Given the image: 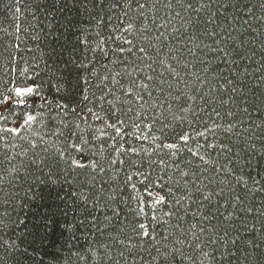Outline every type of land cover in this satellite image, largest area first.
<instances>
[{
  "label": "snow or ice",
  "instance_id": "snow-or-ice-1",
  "mask_svg": "<svg viewBox=\"0 0 264 264\" xmlns=\"http://www.w3.org/2000/svg\"><path fill=\"white\" fill-rule=\"evenodd\" d=\"M259 6L264 9V2ZM110 7L123 9V35L114 40L122 43L110 54L105 41H98L102 59L81 62L76 84L57 83L52 101L54 134L62 148L50 166L72 176L68 183L76 191L71 195L82 209L79 224L101 235V224L112 226L111 244L100 247L109 261L111 250L121 249L116 264L128 257L132 264H186L192 259L186 247L205 257L204 248L212 247L211 259L219 252L220 264H231L240 254L260 261L264 252L257 238L264 240V221L261 229L249 225L253 207L245 201L264 194V185L257 187L259 180L245 168L251 169L253 160L256 168L264 167V121L244 127L236 119L250 115L251 107L247 67L241 68L251 56L246 41L232 34L244 31L236 28L240 17L233 13L246 5L238 7V0H114ZM84 9L89 10L87 3ZM32 92V87H17L14 97L2 95L0 111L26 104ZM34 119L28 115L24 122ZM193 121L203 122L204 130L195 132L203 143L184 130ZM258 175L264 179V171ZM245 233L251 238L242 240Z\"/></svg>",
  "mask_w": 264,
  "mask_h": 264
},
{
  "label": "trees",
  "instance_id": "trees-1",
  "mask_svg": "<svg viewBox=\"0 0 264 264\" xmlns=\"http://www.w3.org/2000/svg\"><path fill=\"white\" fill-rule=\"evenodd\" d=\"M93 2L98 6L94 8ZM112 2L114 0H103L100 6L99 0H0V97H14L17 87L33 88V92L25 97L26 104H13L10 109L0 111V220L3 221L0 256L4 257L0 264H116L117 252L121 249L113 248V261H109L100 247L111 244L109 234H115L112 226L106 222L101 224V235L80 225L82 209L71 195L76 189L68 183L72 176L67 171L57 174L50 166V160L62 148V140L54 134L57 125L53 122L52 101L57 83L75 85L77 66L81 62L87 63L93 57L102 59L96 48L98 41H105L102 46L110 54L115 44L122 43H114V40L123 35L119 30L123 9H111ZM261 2L264 0H238V7H246L242 12L233 13L240 17L236 28L244 31H233L232 34L246 41L245 51L251 56L241 65V68L247 67L245 91L251 104L250 115L236 116L237 120L244 121V127L251 122L264 121V81L261 80L264 77V9L259 6ZM85 3L88 11L84 9ZM17 7L20 12H16ZM160 15H165L163 8ZM204 18H207L206 14ZM221 22L216 20V23ZM175 23L178 27L179 21ZM109 36L113 39H108ZM132 38V35L126 36V39ZM84 40L88 41L87 46L82 42ZM209 42L205 40V43ZM157 71L167 75L163 68ZM28 115L35 119L25 123ZM18 120L23 122L20 121L16 131H12L10 126ZM202 123L193 121L190 126L187 123L183 126L199 143H203V138L195 132L204 130ZM154 135L159 136V132ZM189 146L195 148L192 142ZM257 148H260V141H257ZM212 155L215 157V153ZM255 165L256 160H253V167L245 168V173L251 172L259 180V187L264 185V179L258 172L264 171V167L258 169ZM137 188H140L138 182ZM245 203L253 207V212L247 215L249 225L255 224L261 229L264 194H252ZM132 205L135 207V202ZM99 215L102 218L103 213ZM212 223L217 222L213 220ZM250 238L251 234L247 233L241 237L242 240ZM257 242L264 252V240L258 237ZM247 250L251 251L250 248ZM185 251L192 257L186 264H220L219 252L215 261L211 259L212 247L204 248L209 253L207 257L199 250L194 252L186 247ZM118 264H132V258L121 259ZM231 264H264V257L260 261L245 260L240 254L239 259L231 260Z\"/></svg>",
  "mask_w": 264,
  "mask_h": 264
},
{
  "label": "rangeland",
  "instance_id": "rangeland-1",
  "mask_svg": "<svg viewBox=\"0 0 264 264\" xmlns=\"http://www.w3.org/2000/svg\"><path fill=\"white\" fill-rule=\"evenodd\" d=\"M20 121L23 122V120H18L17 122H15L14 124H12L10 127H12L13 129H17V128H18V125H19V123H20ZM10 127H9V128H10Z\"/></svg>",
  "mask_w": 264,
  "mask_h": 264
}]
</instances>
